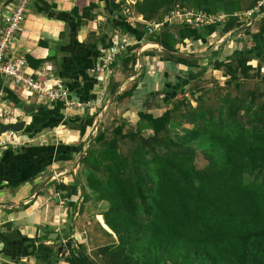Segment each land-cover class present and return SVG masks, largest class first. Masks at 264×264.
Here are the masks:
<instances>
[{
	"label": "trees",
	"instance_id": "1",
	"mask_svg": "<svg viewBox=\"0 0 264 264\" xmlns=\"http://www.w3.org/2000/svg\"><path fill=\"white\" fill-rule=\"evenodd\" d=\"M100 1L88 0L86 5L70 10L77 27L97 19L102 13ZM258 1L106 0L103 10L110 17L99 24L106 33L116 28L109 20L120 16L121 5L126 4L145 21H159L176 8L194 9L222 16L220 21L201 27L202 33L219 30L221 35L230 33V37L243 33L252 40V46L244 42L223 54L220 44L196 59L157 50L162 60L186 67L164 93L163 106L150 103L158 94L151 91L144 108L136 112L134 124L122 115L111 126L101 121L87 142L81 138L95 115L65 117L60 100L33 102L35 108L27 114L32 118L20 133L34 138L58 125L77 131L76 155H83L75 173L70 172L71 182L53 181L54 189L62 197L79 190L77 214L95 221L106 236L104 241L90 233L95 244L90 252L70 236L71 223L65 235L58 234L51 243L46 237L52 229L44 228L32 240L22 241L25 254L33 256L35 264H58L60 260L67 264H264V6L255 9ZM251 10L246 21L244 14ZM43 11L51 16V8ZM253 25L255 31L251 30ZM120 27L176 52L173 32L180 39L187 34L193 38L201 35L198 28L181 23H165L152 34L146 33L144 23L136 30L125 24ZM111 36L104 37V46L111 43ZM139 46L133 43L116 55L106 86L109 95L115 93L112 103L132 97L139 86V74L120 91V81L114 79L116 70L125 76L136 74L133 68L140 57ZM25 58L33 68L45 61ZM208 69L220 71L223 82L205 77ZM23 105L15 106L22 110ZM152 107L164 110L154 115ZM2 228L0 241L8 259L2 264L22 263L17 253L9 258L6 250L7 243L18 244L23 236L11 227Z\"/></svg>",
	"mask_w": 264,
	"mask_h": 264
},
{
	"label": "crops",
	"instance_id": "2",
	"mask_svg": "<svg viewBox=\"0 0 264 264\" xmlns=\"http://www.w3.org/2000/svg\"><path fill=\"white\" fill-rule=\"evenodd\" d=\"M14 1L0 0V26L2 25V14L5 10L3 7ZM124 1L126 3H133L135 0ZM105 2L106 0L99 2V8L102 13L97 19L89 21L85 26L77 27L75 20L70 15V10L75 5L79 7L86 5L88 0H33L29 4L21 31L17 34L16 42H14L16 50L24 56H31L33 59H41L45 60L44 62L46 63H50L52 69L50 72L48 71V75L52 79H63L74 96L73 98H80L86 102L96 97L99 93H104L110 79V75H100L94 71L95 67L100 64L103 50L106 47L102 42L104 37L107 34L124 37L131 44H140L137 50L140 56L138 58L139 67L142 68L143 75L147 74L148 77L152 78V86L146 90V95L151 91L159 92L158 88L161 84H164V87L160 91L164 93L162 89L170 88L171 83L175 82L167 81L168 79L166 80L165 77L168 76L172 69H177L182 64L162 60L153 49H143L148 45H155L154 43L145 41L142 35L137 38L131 30L124 32L121 30V27L119 28L120 25L125 24L130 29L136 30L139 23L145 24L142 15L131 12L126 4L121 5V17L113 16L109 20L116 28H111V32L108 33L101 30L99 24L107 21L106 18L109 16V13L103 10ZM48 8L52 10L51 16L46 15L43 11ZM249 15L246 12L244 19H247ZM253 19H255V16ZM201 27H198V31L202 38L200 36L193 38L187 36L191 34H187L180 39L177 33L173 32L171 34L175 41L173 43L174 47L178 49V52L184 47L195 46L194 43L201 45L206 44L208 41V44H210L212 41H209L208 38L217 36V32H219V30H211L210 32L202 33ZM192 28L195 29V27ZM194 29L192 32L197 30ZM99 34L103 36L101 35L96 40L95 37ZM228 38L230 39L229 41ZM231 38L236 39L235 36L230 37V33H228L227 40H224L226 44L229 42V47L233 44ZM235 45L233 48L231 47V51L236 47ZM141 46L143 47L141 48ZM146 51H152L153 54L145 55L143 52ZM49 56L54 57V60H47ZM202 57L198 55V58ZM40 66L33 68L27 63L26 71L32 73L35 77L39 76ZM135 68L137 69L138 67H134L133 69ZM111 71L112 67L109 74ZM180 71L175 76L176 78L180 75ZM129 76L133 78L137 74L131 73ZM1 79L0 100L5 105H12L13 108L20 109L18 106H15L19 105L20 102L33 104V99L34 101L41 102L36 94L29 93L24 87L14 84L11 80ZM120 83L123 86L126 81H120ZM142 86L144 87L145 85L142 83L139 88ZM78 110H83L84 112L80 113ZM73 111L69 115L93 114L96 117V114L93 113L94 110L86 111L79 108L73 109ZM31 118V115L26 114L25 120L27 122ZM9 121H3L0 118V123L5 124L6 122L9 123ZM92 124L93 122L87 124L83 137L87 136V130ZM21 137H23V142L20 144L0 146V236L3 230L2 227H11L16 230L23 238L18 244L14 242L7 243V255L12 256L17 253L18 257L22 260L20 264H35L33 256L25 254L26 248L22 245V241L26 239L32 240L34 235L36 233L40 234L44 228L52 229V231L58 232L63 237L65 235L64 230L69 227V215L72 214L71 209H73L75 204L77 206L76 202L79 190L72 196L62 197L54 189L53 181L71 182L70 172L75 173L78 164L75 168H73V165L80 155H76L78 146L76 141L79 136L76 130L66 128L64 125H58L53 129L41 131L34 138H29L25 134H21ZM68 178H70V182H66L69 180ZM95 219L104 229L111 232L102 218V221H99L97 216ZM86 224L94 225L96 234L105 241L106 236L99 227H96L95 221L91 219L86 221L85 227L89 228ZM74 226L75 224L70 232V236L84 243L86 240V229H79ZM5 241L7 240L5 239ZM62 241L65 242L64 239ZM3 246L4 242L0 241V264L3 261H8L4 255ZM58 264L67 263L60 260Z\"/></svg>",
	"mask_w": 264,
	"mask_h": 264
},
{
	"label": "built area",
	"instance_id": "3",
	"mask_svg": "<svg viewBox=\"0 0 264 264\" xmlns=\"http://www.w3.org/2000/svg\"><path fill=\"white\" fill-rule=\"evenodd\" d=\"M33 0H15L9 5H5V9L2 14V25L0 26V77L3 79L11 80L14 84L19 85L27 89L29 93H34L41 102H51L60 100L63 102V114L69 116L72 109H85L86 111L93 110L95 105L103 100L104 93H99L90 101L82 102L78 99L69 96L67 88L63 85L61 79H52L48 75V71L52 69L50 63L44 62L40 66V75L34 76L32 73L26 71L27 61L25 56L18 52L14 46L16 42L17 34L21 31L22 23L25 19L28 11L29 4ZM264 5V0H259L257 7ZM253 10L248 11L251 14ZM222 19L221 15H205L201 10L194 9H173L169 11L159 21H145V31L148 34H152L161 29V27L167 24L181 23L190 27H201L203 25L215 23ZM110 44L103 50L100 64L94 69L100 75L108 74L111 70L112 64L116 58V55L124 50L131 43L124 37H118L112 35L110 37ZM136 66H139L137 61ZM17 109L12 110L6 106L0 100V117L13 115L15 122L19 118L25 119L26 115L21 116L16 112ZM22 113V112H21ZM16 132H6L0 135V146L16 145L23 142L21 135H16Z\"/></svg>",
	"mask_w": 264,
	"mask_h": 264
},
{
	"label": "rangeland",
	"instance_id": "4",
	"mask_svg": "<svg viewBox=\"0 0 264 264\" xmlns=\"http://www.w3.org/2000/svg\"><path fill=\"white\" fill-rule=\"evenodd\" d=\"M253 20L254 19L252 18L251 21L247 22V25H250L251 22H253ZM246 21H247V19H246ZM251 30H253V31L255 30V26L254 25L251 26ZM219 37H220V39H219ZM226 37H228V33L225 34V35H221L219 32H217V36L208 38L209 41L210 40L212 41L210 44H208V41H207L206 44H201V45H198V44L194 43L195 46L184 47V48H182L180 50V52H183V53H193V54H197V55H201V56H206L210 52L211 49H217L220 44H223L222 45V47H223V49H222L223 54H228L231 51V47L233 48V46L235 44H236L235 45L236 47H239L240 45L243 46V43L244 42H246L247 45H250L251 44V41H250L249 37H245L243 33H238V34L235 35L236 39L231 38L232 41H233L232 42L233 44L231 45V47H229L228 46L229 42L227 44H226V42H224V40L226 39ZM229 40L230 39L228 38V41ZM225 44H226V46H225ZM142 47L143 46H141V48ZM143 49H146V50H152L153 49L157 54H158L157 50H159V48L156 45H152V46L151 45H148L147 47H144ZM251 63L255 64L256 61L255 60H252ZM135 65H137V64H135ZM134 67H138L137 69L135 68L134 70L136 71V74L137 75L139 74L140 77H141V81L139 83L138 89L136 90V92L133 94L132 97H130V98L126 99V100H123L122 102H119V103H116V102L112 103V101L114 100V97L112 98V100L110 101V103H108L111 95H109L107 93V91L105 90L104 95H103V100L100 103H98L97 105H95V107L93 108V110H94L93 113L96 114V117H95V119L93 121V124L87 130V132H88L87 136L86 137H83L84 138L83 140L85 142H87L89 136H92V135L95 134L96 129H97V127H95V122L97 121V119L99 117H101V121H104L105 122V125H110V126H111L110 123L117 122V118L119 116H121V115L123 117H125L128 121H130L131 123H133V124L135 123V121L137 119L136 112L139 109L144 108L143 103L147 99L146 90H148L149 87L152 86V83H151V81H152L151 79L152 78L148 77L147 74L146 75H143L142 68H140L139 66H134ZM185 68H186L185 66L179 65L177 69H172L169 72L168 76L165 77L166 80L168 79L167 81H175V79H176L175 76L178 74V72L180 70H183V69L185 70ZM116 72L117 73H115L114 79L116 81H124L125 80L126 81V83H125L126 85L134 78V77L133 78L132 77L130 78L129 75H126L125 76L119 70H116ZM204 76L205 77H214V78L218 79L221 83L223 82V79H224L222 77V75H221V72L218 71V70L208 69L206 71V73H205ZM142 83L145 86L144 87L142 86L141 88H139ZM124 85L122 86L121 83H120V85L118 86V91H120L121 89H123L126 86V85L125 86ZM249 86H251V83L249 84ZM162 87H164V84L159 85V88H158L159 92L156 95L157 97L155 96L153 98H150V100H149L150 103L159 102L163 106V102H162L163 95H164V93L167 90H170V88H167V89L165 88L164 93H161L160 89ZM32 101L33 102H36V103H40L39 101L38 102L36 100L34 101V99ZM191 103L194 105L195 104V101L192 100ZM6 106H8V105L6 104ZM8 107L11 110L13 109L12 105H9ZM163 110H164V107H161V108L152 107L150 109V111L154 115L160 114ZM72 111H73V109L70 110L69 112L71 113ZM78 111L80 113L84 112L83 110H78ZM16 112L20 113L21 116L26 115V113L23 112V110H21V109H17ZM102 112H103V115H102ZM13 117H14L13 115H9V116H2L0 118L3 121L12 120V121H9V122H15V118H13ZM17 121H19V118L17 119ZM6 123H8V122H6ZM21 134L22 133H20V132H16V135H21ZM78 140H79V137H78ZM81 140H82V138H81ZM68 179L69 180H67L66 182H68V181L70 182V178H68ZM78 201H80L79 196H78V200H77L76 203H78ZM75 205H74L73 209H71L73 215L70 218V223L72 225L75 224L74 227H78L79 229H86V234H85L86 240L84 241V243H87V244H85L87 246V250H89L91 252L92 249L94 248L95 244H94V241L93 240H90V233L92 234V236L93 235L94 236H97L96 231H95V226L94 225H90V224H86L87 227H89V228H86L85 227V223H86V221L88 219H87V217L84 216V214H77V208L78 207L75 208ZM78 206H79V203H78ZM73 219H74V221H73ZM82 225H84V226L82 227ZM65 243H66V241L64 242V244ZM97 245H98V241H97Z\"/></svg>",
	"mask_w": 264,
	"mask_h": 264
},
{
	"label": "water",
	"instance_id": "5",
	"mask_svg": "<svg viewBox=\"0 0 264 264\" xmlns=\"http://www.w3.org/2000/svg\"><path fill=\"white\" fill-rule=\"evenodd\" d=\"M154 44L159 48V50L161 52L173 55V56L178 57V58H186V59L198 58V55H195V54H187V53H183V52L171 51L169 49L161 47L158 43H154ZM164 91H165V88L162 89V92H164ZM114 95H115V93L111 94L108 103H110V101L112 100ZM34 108H35V106L33 104H24L22 106V110L26 114L30 113ZM102 115H103V112H102ZM100 121H101V117H99L97 119V121L95 122V127H97V125L99 124ZM26 124H27V121L25 119H21L20 121H16V122L5 123L2 126H0V135L4 134L6 132H21L25 129ZM82 155H83V153H80L77 161L73 165V168H75L76 165L79 163V160H80ZM57 236H58V232H56V231L49 232L47 234V237H46L47 243L52 242V239H55Z\"/></svg>",
	"mask_w": 264,
	"mask_h": 264
}]
</instances>
